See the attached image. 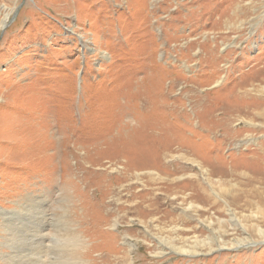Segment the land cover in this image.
<instances>
[{
    "label": "rangeland",
    "instance_id": "obj_1",
    "mask_svg": "<svg viewBox=\"0 0 264 264\" xmlns=\"http://www.w3.org/2000/svg\"><path fill=\"white\" fill-rule=\"evenodd\" d=\"M263 65L264 0H0V209L17 211L15 220L0 216V264H35L37 250L45 264H264L253 227L264 228L253 217L264 211V120L255 116L264 91H238ZM135 90L145 126L127 97ZM191 93L218 104L207 112ZM96 136L101 145H87ZM167 151L171 169L145 172ZM185 158L206 164L218 196L177 179L199 173ZM189 203L201 207L181 213ZM215 235L250 237L233 248L155 254L157 237L190 246Z\"/></svg>",
    "mask_w": 264,
    "mask_h": 264
},
{
    "label": "bare ground",
    "instance_id": "obj_2",
    "mask_svg": "<svg viewBox=\"0 0 264 264\" xmlns=\"http://www.w3.org/2000/svg\"><path fill=\"white\" fill-rule=\"evenodd\" d=\"M161 2H163V1H161ZM160 2V3H161ZM232 4V3H231ZM239 4H240V2H239ZM155 5V4H154ZM146 7V6H145ZM234 7V8H233ZM241 7L242 6H240V7H238L237 5H235V4H233L232 5V9H238L237 11H240L242 14H245V12H248V10H249V5L248 6H243V8L241 9ZM251 7V6H250ZM127 8V7H126ZM132 8V7H131ZM155 8V7H154ZM153 9V8H152ZM233 10V11H234ZM233 14V13H232ZM226 16V15H225ZM219 18H221V16H219L218 17V19H217V25H221V22L219 21ZM230 25H231V23H230ZM236 25V24H235ZM228 27V26H227ZM225 28H226V26H225ZM212 32H215V31H212ZM206 38H208L207 40L209 41L210 40V38L209 37H207V36H205L204 37V39H206ZM207 42V41H206ZM207 43H209V42H207ZM203 45H205V44H203ZM207 45V44H206ZM213 47V46H212ZM211 47V48H212ZM215 60V59H214ZM256 68V67H255ZM261 74V75H260ZM262 74H264V65H263V67L261 68V70H260V72H259V74H254V80H263L264 81V77H262L263 75ZM254 80H252V82H249L248 84H243V85H240V86H238V91L239 92H243V94H244V96H246L247 94H249L250 92H252V91H258V86L260 87V91L262 92V91H264V86H261L260 84H256V83H258V82H254ZM223 85V84H222ZM219 90V89H218ZM136 91V90H135ZM137 92H140V91H136V92H134V93H131L130 92V94L127 96V97H133L132 99L135 101V103H134V105H136V107H137V114L138 115H136L135 116V119L137 118V119H139L140 117H139V114L141 113V111H140V102L142 101L141 99H142V96H141V94L140 93H137ZM192 92V91H191ZM196 93V92H195ZM243 94H242V96H243ZM258 94V93H257ZM191 98H192V100H193V98H195V97H197L198 99H200V102L199 103H202V104H204V106H207V108H208V110H207V112H210L211 111V107H213L214 105H216L217 106V104H218V100L216 101V100H214V102H213V100H212V103L211 102H208V103H205V101H206V98H201L200 96H198V95H195L194 93H191L190 95H189ZM257 96V95H256ZM146 97V96H145ZM147 98V97H146ZM258 98V97H257ZM141 100V101H140ZM130 101V100H129ZM125 103V105L127 106V107H129L130 105H131V103H127L126 102V99H125V101H124ZM220 102V101H219ZM246 99L245 98H241L240 99V104L241 103H245L246 104ZM215 103H217V104H215ZM133 105V104H132ZM222 106V105H221ZM260 106V105H259ZM138 108H139V111H138ZM206 108V109H207ZM222 108L224 109V112H222L223 113V115L224 116H226L228 119H230V117H231V112L229 111H227V109H226V106H225V104L222 106ZM234 108V107H233ZM251 108V107H250ZM255 109H256V107H255ZM238 110V109H237ZM254 110V109H253ZM263 110V111H262ZM261 111H259V112H257L256 114H255V116H259L260 117V119H263L264 120V107H263V109H262ZM252 111V110H251ZM131 112V111H130ZM129 113V112H128ZM255 113V112H254ZM197 114V117H199L200 118V113L199 112H197L196 113ZM237 114V113H236ZM251 114V113H250ZM208 115H210V114H208ZM121 117H123V114H121L120 115ZM221 117V116H220ZM241 118V117H240ZM136 119V120H137ZM220 119V118H219ZM242 119H244V118H242ZM254 119V118H253ZM141 119H139V120H137V121H140ZM221 120H223V119H221ZM200 121H202V119L200 118ZM129 122V121H128ZM128 122H122L121 123V125H120V132L122 133V130H124V129H126V127H128L129 126V123ZM132 122V121H131ZM224 122V124L226 125L227 124V122H225V121H223ZM140 123L142 124V126H145V124H147L148 123V121H146L145 119L144 120H141L140 121ZM229 123V122H228ZM245 123H248V124H251V125H254V123L250 120V119H247V121L245 122ZM149 124V123H148ZM200 124L202 125V126H206L204 123H201L200 122ZM260 124V123H259ZM217 125V122H215V121H213V122H211V126L212 127H214V126H216ZM258 125V124H257ZM148 126V125H147ZM154 126V125H153ZM235 126V125H234ZM260 126V125H259ZM262 126V125H261ZM143 128V127H142ZM223 128H226L225 126H223ZM204 129H206V132H209V133H213V135L214 134H216L217 132H219V130H221L220 128H212V129H210V128H204ZM128 130V129H127ZM116 133H119V131L117 130L116 131ZM144 133V132H143ZM118 134H116V136H117ZM116 136H115V138H116ZM148 136V135H147ZM145 137V136H144ZM228 137V136H227ZM114 138V139H115ZM117 138H120V136H117ZM209 137H205L204 139H205V141L207 142V139H208ZM235 138V137H234ZM216 139H218V141H215L217 144H219V145H221L222 143H223V137H222V134L221 135H215L214 136V140H216ZM232 139V138H231ZM101 137H99V136H96V137H92L89 141H87V145H92V146H94V147H97L99 144L101 145ZM64 141V140H63ZM66 141V140H65ZM185 141H187V140H185ZM119 142H120V140H118L116 143L119 145ZM252 142V141H251ZM115 143V144H116ZM149 143V142H148ZM225 143V142H224ZM128 144V143H127ZM126 144V145H127ZM149 145V144H148ZM131 146V145H130ZM124 147H126L125 146V144H123V145H119L118 147H117V145H116V149H115V155H117V157H120L121 155H124L125 153V151H124ZM137 147V146H136ZM62 148V147H61ZM132 148V147H131ZM260 148H261V146H260ZM129 149V148H128ZM62 150V149H61ZM119 151V152H118ZM134 152H135V150H134ZM133 152V153H134ZM62 153V152H61ZM135 153H137V152H135ZM168 153V151L165 153H162L161 155H160V157L157 159V158H155L153 161H152V163H151V168L150 169H148L147 171H145V172H147L148 174H150V175H153L152 177H159L160 175H159V172L156 170V169H154L153 167H156V168H162V165H165L167 168H170V165L173 163L172 161L170 162V160H166V161H162V159H170L171 157H172V155H168L167 154ZM258 153V152H257ZM82 154V153H81ZM120 154V155H119ZM129 154V153H128ZM131 154V153H130ZM206 154V153H205ZM84 155V154H83ZM136 155V154H135ZM82 156V155H81ZM137 156V155H136ZM167 156V157H166ZM181 156V155H180ZM180 156H178V157H180ZM183 156V158H184V155H182ZM182 156H181V158H182ZM88 157V156H87ZM138 157H140L139 155H138ZM137 157V158H138ZM206 157V156H205ZM249 157V156H248ZM82 158H83V156H82ZM81 158V159H82ZM141 158V157H140ZM143 158H145V157H143ZM173 158V157H172ZM206 158H208V157H206ZM90 159V158H89ZM131 160V159H130ZM133 160V159H132ZM185 162H188V164L189 165H195V166H197V169L199 170V173H195V172H192L191 170V172H186L185 174H182L181 176H177V179H183V178H187V179H189V182H187L186 180L184 181V183H188V189L190 188L191 190H193V191H196L197 193H201V195H202V197H206L205 195H204V193H206V191H207V189L203 186V184H205V185H207L211 190H212V182L210 181V174L208 173V169H207V167H205V163H203V162H201V160H199V161H197V160H195V159H193V158H185ZM90 161V160H89ZM88 161V162H89ZM79 162V161H78ZM98 162L99 161H97L96 162V160H93V161H90L89 163H90V167L91 166H93V165H96V164H98ZM132 162V161H131ZM139 163H141V162H139ZM137 166V165H136ZM90 167H89V169H90ZM171 169V168H170ZM231 170V169H230ZM254 170V169H253ZM165 171V170H164ZM165 172H167V171H165ZM233 172V171H232ZM243 172H245V171H243ZM101 173H103V172H101ZM138 171H136V173H135V175L137 176L138 175ZM244 173H242V175H243ZM199 176V177H198ZM152 177H150L151 179H153ZM224 177V176H223ZM230 177V176H229ZM247 177V176H246ZM225 178V177H224ZM165 179V178H164ZM200 179V180H199ZM226 179V178H225ZM242 180V179H241ZM150 181V180H149ZM157 181H159V180H157ZM161 181V180H160ZM167 181V180H166ZM219 181V180H218ZM156 182V181H155ZM260 182V181H259ZM153 183V182H152ZM203 183V184H202ZM146 186V185H145ZM206 186V187H207ZM220 186H222V185H219L218 187H220ZM240 187V186H239ZM153 188H154V186H153ZM233 188V187H232ZM148 189V188H147ZM146 189V190H147ZM152 189V188H151ZM178 189V188H177ZM144 190V189H143ZM176 190V189H175ZM190 190V191H191ZM229 190V189H228ZM234 190V189H233ZM142 191V190H141ZM231 191V190H230ZM146 192V191H145ZM144 192V193H145ZM166 192V191H165ZM219 193H221L222 192V188L220 187V190L218 191ZM236 192V191H235ZM264 192V191H263ZM134 193V192H133ZM140 193V192H139ZM138 193V194H139ZM142 193V192H141ZM143 193V194H144ZM183 193V192H182ZM262 193V192H261ZM142 194V195H143ZM180 194V193H179ZM212 194H214L215 196H218L213 190H212ZM255 194H258L257 192H255ZM132 195V194H131ZM221 195V194H220ZM223 195H224V193H223ZM229 195H231V193L229 194ZM262 195H263V193H262ZM135 196H137V195H135ZM158 196V195H157ZM222 196V195H221ZM259 196V195H258ZM130 197H132V196H130ZM153 197H155V196H153ZM226 197V196H225ZM224 197V198H225ZM263 197V196H262ZM141 198V197H140ZM144 198V197H143ZM152 198V197H151ZM157 198V197H156ZM232 198H234V196L232 197ZM134 199V198H133ZM235 199V198H234ZM147 200V199H146ZM153 200V199H152ZM155 200V199H154ZM195 200V199H194ZM221 200V199H220ZM140 201V200H139ZM149 201V200H148ZM253 201V200H252ZM143 202H144V200H143ZM217 202V201H216ZM226 202V201H225ZM256 202V201H255ZM254 202V203H255ZM128 203V202H127ZM138 203V202H137ZM198 203V202H197ZM238 203V202H237ZM242 203V202H241ZM44 204V203H43ZM129 204H131V206H130V208H134V207H132L133 206V204H132V202H129ZM148 204V203H147ZM214 204V203H213ZM246 204V203H245ZM244 204V205H245ZM137 205V204H136ZM224 205V204H223ZM227 205V204H226ZM246 206V205H245ZM252 206V205H251ZM250 206V207H251ZM150 207V206H149ZM201 206L200 205H196V204H194V203H189V205L187 206V207H185V208H180V211H181V213H185L186 212V210H190V209H194V208H200ZM248 207V206H247ZM257 207H259V206H257ZM261 207V206H260ZM221 208H223V207H221ZM246 208V207H245ZM252 208V207H251ZM33 209V208H32ZM244 209V208H243ZM145 210V209H144ZM217 210H219V209H217ZM226 210V209H225ZM224 210V211H225ZM252 210V209H251ZM259 210V213H255V214H253L254 216L253 217H255V218H257V215L259 214V216H261L262 218H264V211H260V209H258ZM26 211V210H25ZM227 211H228V213L229 214H231V211H230V209L229 208H227ZM240 211H242L241 209H240ZM33 212V211H32ZM140 212V211H139ZM245 212V211H244ZM17 213V211H14V210H12V213L11 214H7L6 213V210H4V209H0V216L1 217H3V216H8L6 219H11V220H15V218L16 217H14V214H16ZM247 213V212H246ZM250 214V213H249ZM232 215V214H231ZM248 215V214H247ZM230 216V215H229ZM242 216H243V214H242ZM29 217V216H28ZM221 218H224V217H221ZM19 219V223H20V226L21 227H23V230L24 229H28V228H30L29 226H27V221H28V219H26L25 220V223L24 224H22L21 223V218H18ZM226 219V218H225ZM231 219V218H230ZM241 219V218H240ZM218 220V225H220V228H221V230H222V222H223V220H219V218L217 219ZM30 221V220H29ZM238 221V220H237ZM241 221V220H240ZM144 222V221H143ZM234 222V221H233ZM236 222V221H235ZM35 223V222H34ZM229 223V222H228ZM243 224H244V222H242ZM141 224H143L145 227H146V225L144 224V223H141ZM204 224H207V227L208 228H210L211 227V225L212 224H214L213 223V221H210L209 220V218H208V221L207 222H205ZM232 224H234V226L236 225V223H232ZM238 224V223H237ZM255 224V223H254ZM256 224H258V223H256ZM260 225V224H259ZM2 226L8 231V229H10V233H15V228H16V225L15 226H13V224L12 223H10V224H6L5 223V221L4 220H2ZM26 226V227H25ZM233 226V227H234ZM237 226V225H236ZM20 227V228H21ZM45 227V226H44ZM243 227V226H242ZM253 227H254V230H256V232H257V234L260 236V237H262L263 239H264V228H261L260 226H258V225H253ZM235 228V227H234ZM239 228V227H238ZM34 229V228H33ZM39 229V228H38ZM22 230V231H23ZM211 230V229H210ZM226 230V229H225ZM18 231V230H17ZM218 231V230H217ZM222 231H224V230H222ZM253 231V230H252ZM9 232V231H8ZM29 232V231H28ZM31 232V231H30ZM29 232V233H30ZM220 232V231H219ZM235 232V231H234ZM28 233V234H29ZM241 233V232H240ZM27 234V233H26ZM219 235H220V233H219ZM211 236V237H209V236H207V238H205V239H198L197 238V236H194V238H193V240L191 241L192 243H191V245L190 246H188L189 244H187V245H184V246H182V245H180V246H176L174 243H173V239L172 240H165V239H163V238H156L157 239V242H158V245H159V251H156L155 252V254H164V253H166V249H165V246L166 247H168L167 249H169V250H171V251H176V252H178V253H180V254H195V253H200V250H196V248H197V246H198V244H201V247H205V248H207V250H211V249H213V245H214V242H215V244H216V246L219 248H221V247H224V246H226V248L227 247H229V248H233V247H237L236 245L237 244H241L242 242H245L244 244L245 245H247V241H248V238L250 237V236H248V238H239V239H231V242H226V240H224L223 239V235L222 236ZM9 236V235H8ZM14 236V235H13ZM60 235H56V238H58ZM241 236V235H240ZM243 236V235H242ZM12 237V236H11ZM11 237H9V238H11ZM21 237V236H20ZM32 237V236H31ZM237 237V236H236ZM239 237V236H238ZM245 237V236H244ZM246 237H247V235H246ZM8 238V239H9ZM164 238H166V237H164ZM35 239V238H34ZM185 239H187V238H185ZM262 239V241H259V242H263L264 240ZM10 240V239H9ZM22 240V239H21ZM38 240V239H37ZM32 241V240H31ZM44 241V240H43ZM229 241V240H228ZM257 241V240H256ZM9 242V241H8ZM7 242V243H8ZM24 242V241H23ZM254 242V241H253ZM38 243V242H37ZM251 243V242H250ZM255 243H257V242H255ZM35 245V244H34ZM38 245V244H37ZM10 246V245H9ZM21 246V245H20ZM31 246V245H30ZM36 246V245H35ZM186 246H188V247H186ZM19 247V246H18ZM18 247H16V248H18ZM215 248V247H214ZM15 249V248H14ZM19 249V248H18ZM217 249V248H216ZM15 252V251H14ZM19 252V251H18ZM17 252V253H18ZM13 253V252H12ZM24 253V252H23ZM203 253V252H202ZM14 254V253H13ZM25 254V253H24ZM6 256H5V258H7L8 260H12V256H9L10 255V253L9 254H5ZM36 255H37V260H36V258H35V260H36V263L35 264H45V261L44 260H40L39 259V256H40V253H38V250H37V253H36ZM43 257V256H42ZM4 258V259H5ZM24 258V257H23ZM33 258V257H32ZM17 259V258H16ZM41 262H40V261ZM18 261V260H17ZM15 263V262H14ZM16 264V263H15Z\"/></svg>",
    "mask_w": 264,
    "mask_h": 264
}]
</instances>
